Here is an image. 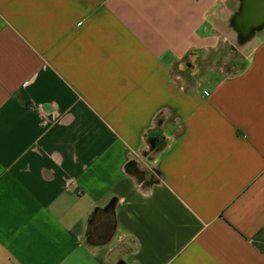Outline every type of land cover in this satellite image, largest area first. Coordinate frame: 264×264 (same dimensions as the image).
Here are the masks:
<instances>
[{"label": "crops", "instance_id": "obj_1", "mask_svg": "<svg viewBox=\"0 0 264 264\" xmlns=\"http://www.w3.org/2000/svg\"><path fill=\"white\" fill-rule=\"evenodd\" d=\"M232 1L0 0V264H264V28L237 45Z\"/></svg>", "mask_w": 264, "mask_h": 264}, {"label": "water", "instance_id": "obj_2", "mask_svg": "<svg viewBox=\"0 0 264 264\" xmlns=\"http://www.w3.org/2000/svg\"><path fill=\"white\" fill-rule=\"evenodd\" d=\"M228 24L235 33L237 45L250 42L264 28V0H238Z\"/></svg>", "mask_w": 264, "mask_h": 264}, {"label": "trees", "instance_id": "obj_3", "mask_svg": "<svg viewBox=\"0 0 264 264\" xmlns=\"http://www.w3.org/2000/svg\"><path fill=\"white\" fill-rule=\"evenodd\" d=\"M115 205L116 200L112 198L88 214L84 238L87 245H101L112 237L116 229Z\"/></svg>", "mask_w": 264, "mask_h": 264}, {"label": "rangeland", "instance_id": "obj_4", "mask_svg": "<svg viewBox=\"0 0 264 264\" xmlns=\"http://www.w3.org/2000/svg\"><path fill=\"white\" fill-rule=\"evenodd\" d=\"M232 4H233V7H236L237 6V2L236 1H232ZM226 54L229 56V57H231L232 56V54L233 53H238V51L236 50V49H233V50H231V49H229V48H226ZM221 60L219 59V61H218V63L220 64L221 62H220Z\"/></svg>", "mask_w": 264, "mask_h": 264}]
</instances>
